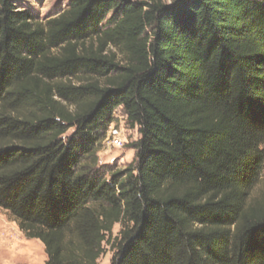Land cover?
<instances>
[{
    "label": "trees",
    "instance_id": "16d2710c",
    "mask_svg": "<svg viewBox=\"0 0 264 264\" xmlns=\"http://www.w3.org/2000/svg\"><path fill=\"white\" fill-rule=\"evenodd\" d=\"M263 173L264 0H0V208L45 264H264Z\"/></svg>",
    "mask_w": 264,
    "mask_h": 264
},
{
    "label": "rangeland",
    "instance_id": "374dc122",
    "mask_svg": "<svg viewBox=\"0 0 264 264\" xmlns=\"http://www.w3.org/2000/svg\"><path fill=\"white\" fill-rule=\"evenodd\" d=\"M15 2L20 8L30 10L35 18L45 22L64 12L71 0H15ZM115 117L117 121L112 123L110 128L112 126L120 128L123 144L110 142L107 136L99 151L100 165L124 169L135 159L136 149L133 143L141 135L138 127L128 125L122 109L115 112ZM254 195L264 196V173ZM119 230L120 225L117 224L114 235ZM112 258L113 250L110 245H106V251L99 259V264H112ZM47 259L45 245L39 239L28 238L15 218L8 211L0 208V264H45Z\"/></svg>",
    "mask_w": 264,
    "mask_h": 264
},
{
    "label": "built area",
    "instance_id": "2783aa9c",
    "mask_svg": "<svg viewBox=\"0 0 264 264\" xmlns=\"http://www.w3.org/2000/svg\"><path fill=\"white\" fill-rule=\"evenodd\" d=\"M119 129L120 128H118V126H112L111 128H109L107 138L110 140V142H115L117 144H123Z\"/></svg>",
    "mask_w": 264,
    "mask_h": 264
}]
</instances>
